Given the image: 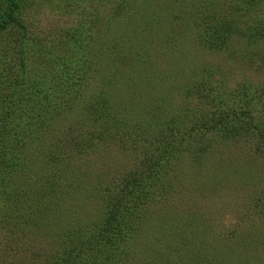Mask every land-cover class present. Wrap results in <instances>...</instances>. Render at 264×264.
<instances>
[{
    "label": "rangeland",
    "instance_id": "obj_1",
    "mask_svg": "<svg viewBox=\"0 0 264 264\" xmlns=\"http://www.w3.org/2000/svg\"><path fill=\"white\" fill-rule=\"evenodd\" d=\"M14 1L13 19L0 24V190L40 182L44 148L85 128L78 121L98 95L118 112L115 120L138 123L133 134L153 113L148 132L182 137L166 156L165 199L116 244L126 259L119 264H264V135L256 130L264 129V0ZM205 5L213 12L207 29ZM6 12L0 0V20ZM203 32L216 47L200 42ZM240 86L253 101L247 118L226 116L214 132L196 128L235 108L229 93ZM43 103L53 109L46 113ZM69 153L76 161L60 164L63 177L77 178L53 196L49 214L23 220L20 237L7 242L0 230V263L32 264L33 248L55 256L56 232L74 215L93 220L94 188L127 170L133 156L112 140ZM39 196L26 201L47 204Z\"/></svg>",
    "mask_w": 264,
    "mask_h": 264
},
{
    "label": "trees",
    "instance_id": "obj_2",
    "mask_svg": "<svg viewBox=\"0 0 264 264\" xmlns=\"http://www.w3.org/2000/svg\"><path fill=\"white\" fill-rule=\"evenodd\" d=\"M15 7L14 0H7V12L1 18L0 24L13 19L12 12ZM209 8L206 5L202 8L204 10L200 17L202 20L201 28L207 29L211 25L213 12L208 10ZM225 27L227 25H223V28ZM199 40L209 48H214L217 45V41H212L209 33H201ZM220 40H223V38L220 37ZM68 85L69 83L64 82L66 89ZM232 91L229 95L236 101V107L228 108L225 111H216L217 113L205 124L197 125V129L201 128L204 132H214L216 129L221 130L227 122L225 120L226 116L244 115L246 118L249 116L253 101L249 100L250 97L246 96L241 86ZM98 98L97 95L91 99V102L87 104V108H84V119L78 121L79 125L83 124L86 126L85 128L81 126L76 134L69 135L67 139L63 141L57 139L55 142H49L50 146L46 145L43 150L44 157L41 158L44 169L42 168L43 170L38 174L40 182L36 184L33 180L31 186L19 188L20 190H11L12 192L10 190L7 192L0 190V230L2 237L9 236L10 239L12 237L11 240L6 239L7 242H10L14 238L20 237L19 233H24L21 226L27 222L23 221L24 219L36 216L37 212L51 210L55 205L53 196L64 194L68 184L66 182H71V178L72 181L77 178V175H72L70 172L71 177H63V172L66 171L60 165L66 166L68 162L76 161L73 156H70L69 151L71 148L73 152L79 153L80 151L82 155L87 148L93 151L98 148L100 143H108L112 140L118 144H124L126 149L129 148V151L133 153L130 167L127 170L118 173L117 177L114 176L115 178L108 179L107 177L101 180V183L94 188L99 204L97 206L98 212L93 220L84 221L85 223H83V219L80 220L79 215L70 217L71 226L61 227L60 231L56 232L58 233L56 239L58 244L55 243L57 244V254L48 260V257L40 254L41 251L35 252L34 248L30 249L28 251L29 256L36 259L32 264H119L124 262L126 259L123 256H118L119 252L116 250V244L127 238L129 239L130 236L132 237L136 226L138 227L147 220V216H149L155 202H162L165 199V193L171 184L169 178L164 177L165 167L170 164L167 162L166 156L182 141L181 133L167 134L162 130L154 133L148 132L146 125L150 126L155 121V114L149 113V116L143 122H140V125H145L141 128L140 134H133L134 129L139 128L138 123L132 124L123 118L115 120L118 112L109 111L103 100ZM43 105L46 108V113L53 109V106H50L49 103H43ZM47 117L50 121L52 115L46 114ZM119 117L121 116L119 115ZM35 120L36 123L45 122L40 116L35 117ZM86 120L98 122V126L97 124L89 126L84 123ZM256 130L264 135L263 128L256 127ZM67 148L68 152L63 151ZM65 155L70 156L71 159L66 158ZM194 159H198V155ZM82 173H86L85 169ZM89 173L91 174L88 169L87 174ZM98 174L104 175L105 173L100 172ZM38 194H41L40 196L47 204L41 205L39 203V205L35 202L28 204L26 198L32 197L34 201L39 196ZM37 224L45 226L41 220H38ZM7 242H4V244H9ZM25 249L27 250L28 246ZM0 264L25 263L6 262ZM167 264L169 263L167 262Z\"/></svg>",
    "mask_w": 264,
    "mask_h": 264
}]
</instances>
